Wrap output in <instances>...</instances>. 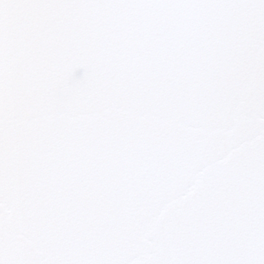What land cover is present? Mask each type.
Here are the masks:
<instances>
[{
  "label": "water",
  "instance_id": "obj_1",
  "mask_svg": "<svg viewBox=\"0 0 264 264\" xmlns=\"http://www.w3.org/2000/svg\"><path fill=\"white\" fill-rule=\"evenodd\" d=\"M0 264H264V0H0Z\"/></svg>",
  "mask_w": 264,
  "mask_h": 264
}]
</instances>
